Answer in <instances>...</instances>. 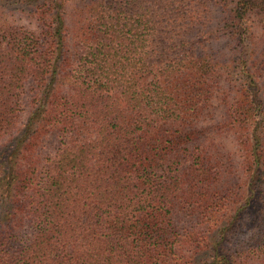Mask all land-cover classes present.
I'll list each match as a JSON object with an SVG mask.
<instances>
[{
	"label": "trees",
	"instance_id": "trees-1",
	"mask_svg": "<svg viewBox=\"0 0 264 264\" xmlns=\"http://www.w3.org/2000/svg\"><path fill=\"white\" fill-rule=\"evenodd\" d=\"M259 41L264 0H0V264H264Z\"/></svg>",
	"mask_w": 264,
	"mask_h": 264
},
{
	"label": "rangeland",
	"instance_id": "rangeland-1",
	"mask_svg": "<svg viewBox=\"0 0 264 264\" xmlns=\"http://www.w3.org/2000/svg\"><path fill=\"white\" fill-rule=\"evenodd\" d=\"M222 10L223 9L221 6L211 9L210 13L207 15L211 20L209 21L204 31H201L199 34L200 39L203 41H207V39L209 38L210 40L209 47L212 49L211 51L219 55H221V51H224L226 48V45L224 43V40L226 39L225 34H223L218 24L219 19H221L222 17L220 16V13L223 12ZM246 24L247 25L250 24V30L254 31L255 34H258L257 36H255L256 39L261 40L263 30H262V26L257 23V18H253V16L249 17V19L246 20ZM229 51L230 52H227L224 57H228V55H232L236 52V50L233 51L232 43L229 44ZM263 51H264V44L260 42V47L258 48V52L261 53ZM236 78H238L237 75ZM21 105L23 111H20V114H21V121H23L31 112L29 110L30 104L27 96L25 97L22 96ZM20 134H21V129L12 133V136L9 135L7 136V138L5 137L3 141L2 140L0 141V185L2 184L3 177L6 176V168L9 162L8 159L10 157L13 147L15 146L17 140L16 137H19ZM1 192L3 193V190ZM0 199H3V197L0 196ZM0 205H1V201H0Z\"/></svg>",
	"mask_w": 264,
	"mask_h": 264
}]
</instances>
